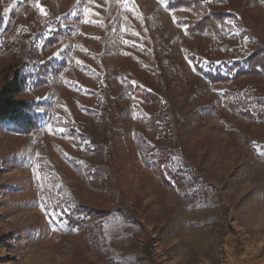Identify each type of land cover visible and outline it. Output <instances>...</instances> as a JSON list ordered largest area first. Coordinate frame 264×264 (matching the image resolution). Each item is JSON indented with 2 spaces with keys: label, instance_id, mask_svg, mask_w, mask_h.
Returning <instances> with one entry per match:
<instances>
[{
  "label": "rangeland",
  "instance_id": "374dc122",
  "mask_svg": "<svg viewBox=\"0 0 264 264\" xmlns=\"http://www.w3.org/2000/svg\"><path fill=\"white\" fill-rule=\"evenodd\" d=\"M168 1L0 0V91L25 77L19 97L37 122L0 125V264H264V72L211 84L193 64L232 75L264 49V0H204L226 14L212 38L188 32L187 10ZM135 87L172 115L188 181L176 191L138 151L136 130L155 142ZM104 156L110 175L92 180ZM56 204L70 212L51 224ZM117 207L128 218L93 219L89 240L72 221Z\"/></svg>",
  "mask_w": 264,
  "mask_h": 264
},
{
  "label": "trees",
  "instance_id": "16d2710c",
  "mask_svg": "<svg viewBox=\"0 0 264 264\" xmlns=\"http://www.w3.org/2000/svg\"><path fill=\"white\" fill-rule=\"evenodd\" d=\"M168 9L184 8L188 12V18L178 21V23L190 33H201L208 37H213L220 32L221 24L224 23L226 14L212 9L210 5H206L204 0H172L167 2ZM195 61V60H193ZM195 70L200 73L211 84L229 85L238 80L239 77L247 75V73L264 72V49L256 48L247 59L236 62L234 65V73L232 75H224L221 73L206 72L199 67L196 61L193 63ZM164 86L163 81L159 83ZM26 87L25 77H14L7 81L0 91V125L7 126L16 132L30 133L36 127V120L33 115V107L31 103L20 98L23 89ZM136 98H140L143 103L152 107V112L147 117V126L152 132L155 145L145 148L146 141L144 140L140 130H136L135 140L137 142L138 151L141 155L145 166L150 167L156 174L158 179L173 191H176L177 186H182L188 181L184 177L185 169L182 165L177 164L176 158L179 151L175 148L172 138L174 137V125L172 115L166 107V102L161 97L160 93L155 90L135 87L132 90ZM230 95V93L225 94ZM226 107L232 110L236 115H247V111H242L234 99H226ZM251 144V143H250ZM88 147L90 150L95 149L106 151L105 141L96 142L94 138L89 139ZM149 150H151L149 152ZM101 163H93L90 178L92 180H102L110 172V164L106 156L101 158ZM112 168V164H111ZM110 175V174H109ZM87 211L81 219H72L76 224H79L78 229L82 231V236L87 239L90 235L98 237V232L102 229V224H98L95 220L102 222V219L110 216H120L125 218L128 211L121 207L109 210H93ZM128 218V217H126ZM91 219V221H90Z\"/></svg>",
  "mask_w": 264,
  "mask_h": 264
},
{
  "label": "snow or ice",
  "instance_id": "6c2138e0",
  "mask_svg": "<svg viewBox=\"0 0 264 264\" xmlns=\"http://www.w3.org/2000/svg\"><path fill=\"white\" fill-rule=\"evenodd\" d=\"M126 2L130 3L131 0H126ZM36 6L42 14L45 13V9L43 8L42 5L39 4V2H37ZM88 11L89 10L86 8L85 12H88ZM133 11H135V8H133ZM85 22L88 23L89 21H85ZM134 34L138 35V33H134ZM133 46H135V45H133ZM133 86H136L135 82H133ZM59 131L63 132L64 129L61 128V129H59ZM44 212L46 214V218L48 219L49 223L56 224L57 221H62L64 214L70 212V209L62 208L59 204H56L55 206L52 207V209L50 211L47 207H45Z\"/></svg>",
  "mask_w": 264,
  "mask_h": 264
}]
</instances>
